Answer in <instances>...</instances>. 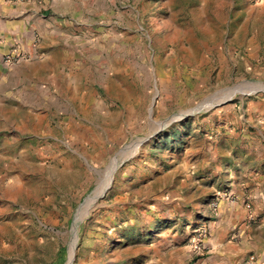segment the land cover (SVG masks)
Masks as SVG:
<instances>
[{"label": "rangeland", "instance_id": "rangeland-1", "mask_svg": "<svg viewBox=\"0 0 264 264\" xmlns=\"http://www.w3.org/2000/svg\"><path fill=\"white\" fill-rule=\"evenodd\" d=\"M84 1L70 103L3 148L0 264H194L264 161L263 0Z\"/></svg>", "mask_w": 264, "mask_h": 264}, {"label": "crops", "instance_id": "crops-1", "mask_svg": "<svg viewBox=\"0 0 264 264\" xmlns=\"http://www.w3.org/2000/svg\"><path fill=\"white\" fill-rule=\"evenodd\" d=\"M77 1L89 12L84 0H0V168L6 142L19 154V128L48 117L52 103H70H60L62 94L81 80V27L89 15L73 6ZM250 154L223 191L237 204L227 201L217 215L204 205L210 251L194 264H246L252 255L251 264H264V161ZM249 196L251 210L243 204Z\"/></svg>", "mask_w": 264, "mask_h": 264}, {"label": "built area", "instance_id": "built-area-1", "mask_svg": "<svg viewBox=\"0 0 264 264\" xmlns=\"http://www.w3.org/2000/svg\"><path fill=\"white\" fill-rule=\"evenodd\" d=\"M12 60L11 57H8L7 61ZM17 60V58H16ZM210 251V244H209V231L204 228L201 232V234L198 236V238L195 240L194 245V252L197 255L203 256L207 254ZM255 260V256H250L249 260L246 262V264H251L252 261Z\"/></svg>", "mask_w": 264, "mask_h": 264}, {"label": "bare ground", "instance_id": "bare-ground-1", "mask_svg": "<svg viewBox=\"0 0 264 264\" xmlns=\"http://www.w3.org/2000/svg\"><path fill=\"white\" fill-rule=\"evenodd\" d=\"M110 172V171H109ZM111 173V172H110ZM110 176V175H109Z\"/></svg>", "mask_w": 264, "mask_h": 264}]
</instances>
